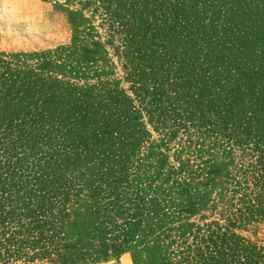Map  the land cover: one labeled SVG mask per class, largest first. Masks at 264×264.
I'll list each match as a JSON object with an SVG mask.
<instances>
[{
  "label": "trees",
  "instance_id": "1",
  "mask_svg": "<svg viewBox=\"0 0 264 264\" xmlns=\"http://www.w3.org/2000/svg\"><path fill=\"white\" fill-rule=\"evenodd\" d=\"M100 2L134 96L91 27L68 73L95 82L0 59V259L264 264V0Z\"/></svg>",
  "mask_w": 264,
  "mask_h": 264
},
{
  "label": "rangeland",
  "instance_id": "2",
  "mask_svg": "<svg viewBox=\"0 0 264 264\" xmlns=\"http://www.w3.org/2000/svg\"><path fill=\"white\" fill-rule=\"evenodd\" d=\"M104 6L100 0H0V59L17 62L21 66L28 65L25 68L28 70L36 65L41 55L47 58L53 57L57 64H50L43 69L41 74L44 78H71L79 83L95 82L96 78L76 79L68 73V67L77 58L68 56L69 51L67 50L73 39H76V29L77 27L78 29L91 27L93 38L101 42L98 65L110 72L100 77L104 80H119L121 86L134 96L133 91L130 90L131 82L125 79L127 74L122 55V37L126 36V30L110 34L109 21L106 20L109 13ZM70 11L74 12V18L78 21L76 26L71 23ZM19 59H21L20 62H18ZM148 127L152 132V138L159 139L161 136L159 132L150 123ZM176 131L180 136L182 129L179 128ZM240 156L239 153L236 154L235 163ZM233 168L236 169V166ZM221 211H223V205L215 211L210 209L204 211L197 216L196 220L202 223L219 219ZM253 231L254 229H249L245 233L255 237ZM256 232V238L264 241V222L257 225ZM24 259L25 257H21L9 262L6 259H0V264H22ZM30 263L44 264L48 263V260L36 257ZM150 263L151 257L147 251L130 250L118 257L67 264Z\"/></svg>",
  "mask_w": 264,
  "mask_h": 264
}]
</instances>
